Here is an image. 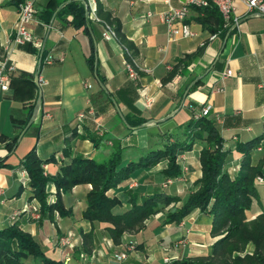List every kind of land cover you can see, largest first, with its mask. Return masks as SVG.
Wrapping results in <instances>:
<instances>
[{
	"label": "crops",
	"instance_id": "obj_1",
	"mask_svg": "<svg viewBox=\"0 0 264 264\" xmlns=\"http://www.w3.org/2000/svg\"><path fill=\"white\" fill-rule=\"evenodd\" d=\"M30 1L36 18L28 28L40 47L10 42L19 6L13 0H0V60L13 65L11 78L21 76L10 80L7 90H0V158L10 165L0 168V229L15 224L55 261H63L71 252L68 264H163L165 256L172 262L207 256L215 240L207 212L196 209L179 222L164 223L166 208L146 219L138 231L125 232L121 243L114 244L105 230L107 223L82 218L90 184H78L63 193V204L72 213L54 215L51 220L37 212L39 203L31 197L28 175L17 165L32 148L40 159L47 160L42 166L50 178L77 155L105 161L119 147L124 162H129L161 148L166 134H181L194 110L209 105L208 117L215 120L227 151L223 168L234 176L242 157L236 145L264 134V15L249 13L238 0L237 24L222 32L214 21L204 20L203 11L192 9L187 23L195 35L169 41L161 20L167 9L164 0H87L93 43L88 32L70 23L71 15L63 19L56 14L60 8L56 0ZM97 4H101V16L96 14ZM170 4L178 7L181 0H170ZM46 10L53 11L49 22L43 19ZM105 13L120 22L121 36L133 46L129 54L137 72L135 80L125 69L124 44L116 37H103ZM91 54L93 70L88 64ZM45 57H52V62L43 63ZM228 69L231 75H225ZM139 120L143 122L135 125ZM14 137L18 139L9 152L6 144ZM66 147L69 155L63 154ZM202 147L203 142L196 141L191 149L178 153L181 174L170 183L166 184L163 173L167 167L164 159L136 170L110 189L107 194L120 200L114 213L128 208L130 191L138 198L164 192L182 204L202 176ZM262 148L264 139L252 151V163L264 171ZM46 192L48 198L55 197L52 180L46 183ZM260 211V207L253 210L254 214ZM81 232L92 234L88 251ZM68 233L74 246H60L58 238ZM128 242L135 243L136 251L125 260L114 259ZM26 263L38 261L29 257Z\"/></svg>",
	"mask_w": 264,
	"mask_h": 264
},
{
	"label": "trees",
	"instance_id": "obj_2",
	"mask_svg": "<svg viewBox=\"0 0 264 264\" xmlns=\"http://www.w3.org/2000/svg\"><path fill=\"white\" fill-rule=\"evenodd\" d=\"M19 6L24 0H13ZM60 6L56 14L63 19L71 15L70 23L83 28L90 34V40L94 43L91 33V20L88 17L89 7L87 0H56ZM86 4V5H85ZM206 14V21H214L219 30H226V23L215 6L199 8ZM101 4H97L96 14L101 16ZM53 14L52 10H46L43 19L49 22ZM103 20L111 27L116 38L125 46V61L133 65L129 50L133 48L126 43L120 34V22L110 18L105 13ZM204 20H200L204 23ZM44 56V53H42ZM90 68L94 69V56L88 57ZM21 76L12 77L11 82ZM139 120L135 125H139ZM128 125H131L128 122ZM137 127V126H130ZM161 148L149 150L141 154L137 159L124 162L122 150L117 147L113 154L105 161L77 155L70 164H62L53 177L44 173L43 164L47 160L38 157L35 148L29 150L20 160L17 167L28 174V183L31 189V197L37 199L41 205V214L52 218L55 212L60 216H69L72 210L66 209L62 194L71 190L78 184H90L91 189L86 195V208L82 212V218L90 222H103L108 225L105 230L114 244L122 241L125 232H136L150 216L162 211L170 203L176 202V196L154 192L138 198L136 192H128L129 206L122 213H114L113 209L120 200L116 196H109L107 192L115 188L119 183L131 177L140 168L153 166L161 160H167V167L163 170L166 178H176L181 174V168L177 163V155L181 150H189L196 141H202L200 152V164L202 176L194 182L199 185V190L190 193L179 208L171 211L164 219V223L179 222L192 211L199 209L211 215V235L215 237L211 245L210 254L197 260L183 259L173 264H264V209L254 220L247 221L246 211L250 209L252 202H259V191L255 178L264 176L261 165L252 163V151L256 149L264 134L254 137L236 145L241 153V162L238 172L231 176L224 170V161L227 151L223 149V138L215 125V120L208 116L192 117L184 126L183 132L168 133ZM18 137L11 139L6 146L11 152L16 145ZM64 155H69V147L64 148ZM52 159V158H50ZM0 158V168L10 167ZM52 180L56 186V199L48 202L46 183ZM82 233L84 249L92 242L91 233ZM253 247L252 255L241 257L239 252L244 251L246 245ZM236 254H233V253ZM32 257L38 264H64L63 261H55L44 255L39 244L31 234L22 231L15 224L0 229V264H28L26 260Z\"/></svg>",
	"mask_w": 264,
	"mask_h": 264
},
{
	"label": "built area",
	"instance_id": "obj_3",
	"mask_svg": "<svg viewBox=\"0 0 264 264\" xmlns=\"http://www.w3.org/2000/svg\"><path fill=\"white\" fill-rule=\"evenodd\" d=\"M167 4V9L161 15V20L165 24L167 38L169 41L189 38L195 35L194 31L190 28L187 23L189 13L192 9L205 8L209 6H215L223 20L225 21V26H235L237 24L238 18L234 16L235 2L238 0H181V5L178 7L172 6L170 0H164ZM242 1L249 13L253 14H263L264 15V0H240ZM86 5V4H85ZM90 8V6H89ZM95 9L92 7L91 12ZM97 19V17L91 16ZM36 18V9L33 2L30 0H25L19 5L18 19L15 23L14 35L11 39V43L14 45H24L32 44L36 47H40V43L35 40L33 34L28 28V25ZM105 39H112L116 37L115 32L109 25H105V31L103 33ZM7 47L5 46V49ZM52 57H45L43 63H51ZM171 66H168L170 69ZM13 65H8L6 61L0 60V90H7L10 85V74L13 71ZM125 69L128 73L130 79L135 80L137 78V72L130 63H125ZM232 71L228 69L225 75H231ZM210 106L204 105L193 112V117L199 116H209ZM83 113H80L78 117H83ZM215 119L219 121V117L216 115ZM257 183L264 184V177L259 175L256 176ZM67 234L61 238V246L72 247V236ZM128 249H134V243L131 242ZM128 256L127 251L119 252L114 254V259L117 261L125 260ZM71 260V256L66 254L63 259L64 264H68ZM170 259L164 258V264H169Z\"/></svg>",
	"mask_w": 264,
	"mask_h": 264
},
{
	"label": "rangeland",
	"instance_id": "obj_4",
	"mask_svg": "<svg viewBox=\"0 0 264 264\" xmlns=\"http://www.w3.org/2000/svg\"><path fill=\"white\" fill-rule=\"evenodd\" d=\"M262 150H264V148H262ZM27 173V172H26ZM28 175V174H27ZM259 176V175H258ZM262 176V175H261ZM264 177V176H263ZM178 178V177H177ZM174 178H166V184L167 183H170L172 180H173ZM29 181V180H28ZM255 183H256V186H257V189H258V191H259V202H257V201H253L252 202V204H251V207H250V209H251V211H250V209L249 210H247L246 211V217H247V221H251V220H254V218L257 216V215H259L260 213H261V211H262V209H264V184H262V183H257V181H256V179H255ZM199 190V185H194L193 184V186H192V189H191V191H190V193L192 192V193H195V192H197ZM189 193V194H190ZM48 194V193H47ZM189 196V195H188ZM56 199V194H55V197H53V198H48L47 197V201L48 202H53L54 200ZM37 200V199H36ZM178 202H179V199L176 201V202H172V203H170L167 207H165L164 209H166V208H168V210H167V214L169 213V212H171V211H174V210H176L177 208H179L180 206H181V204L179 203L178 204ZM39 203V202H38ZM257 207H260L261 208V211H260V213H257V214H254V212H253V210H254V208H257ZM66 208V207H65ZM66 209H68V208H66ZM163 209V210H164ZM37 212L42 216V214H41V205H40V203H39V206H38V209H37ZM54 215H56V216H60V214L58 213V212H55L54 213ZM54 215H53V217L52 218H50L51 220H53L54 219ZM47 217V216H46ZM14 218V217H13ZM69 234V233H68ZM70 236H72V235H70ZM73 237V236H72ZM61 238L62 237H60V238H58V240H57V242L59 243V245L61 246ZM73 242V240L71 241V243ZM131 242H128V243H125V247H124V250L123 251H127L128 252V254L130 253V252H133V251H136V245H135V243H134V249H128V246H129V244H130ZM74 246V244L72 243V247ZM210 250H211V248H210ZM123 251H121V252H123ZM252 252H253V247H252V245L251 244H248V245H246V247H245V249H244V251H242V252H239V253H237V254H239L241 257H244L246 254H248V255H252ZM209 254H210V252H209ZM208 254V255H209ZM233 254H236L235 252L233 253ZM70 255H72V253L70 252ZM207 255V256H208ZM79 256H84V254L83 253H80L79 254ZM207 256H205V257H207ZM164 258H168V259H170V262H169V264H173L174 262H172L171 261V258L169 257V256H165ZM164 258H163V264H164ZM181 261V260H180ZM70 262V261H69ZM206 263H208V264H210L211 262L210 261H208V262H206Z\"/></svg>",
	"mask_w": 264,
	"mask_h": 264
},
{
	"label": "water",
	"instance_id": "obj_5",
	"mask_svg": "<svg viewBox=\"0 0 264 264\" xmlns=\"http://www.w3.org/2000/svg\"><path fill=\"white\" fill-rule=\"evenodd\" d=\"M34 82L37 86H39V80H38V74H35L34 77ZM190 88L187 89V91L189 90ZM40 98H41V91L39 90V93H38V98H37V103L39 104L40 103Z\"/></svg>",
	"mask_w": 264,
	"mask_h": 264
}]
</instances>
